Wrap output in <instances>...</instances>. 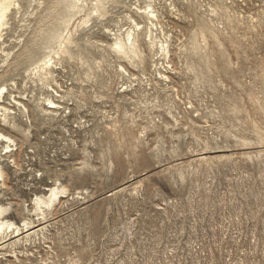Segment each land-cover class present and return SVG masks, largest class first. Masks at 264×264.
Masks as SVG:
<instances>
[{
    "label": "rangeland",
    "instance_id": "obj_1",
    "mask_svg": "<svg viewBox=\"0 0 264 264\" xmlns=\"http://www.w3.org/2000/svg\"><path fill=\"white\" fill-rule=\"evenodd\" d=\"M15 1L0 264H264V0Z\"/></svg>",
    "mask_w": 264,
    "mask_h": 264
},
{
    "label": "bare ground",
    "instance_id": "obj_2",
    "mask_svg": "<svg viewBox=\"0 0 264 264\" xmlns=\"http://www.w3.org/2000/svg\"><path fill=\"white\" fill-rule=\"evenodd\" d=\"M14 4H17L16 3V1L15 0H0V25H1V23L3 22V18L5 17V15H6V13H7V11L10 9L9 7L11 6V5H14ZM16 6H18V5H16ZM2 21V22H1ZM5 27V26H4ZM132 39V34L131 33H127V39L126 40H131ZM116 44V47H118V48H122V45H121V42H116L115 43ZM2 89H4V88H0V103H1V92H2ZM50 104L52 105L53 103L52 102H50ZM5 109L6 110V108L4 107V106H2V105H0V109ZM7 112V111H6ZM1 139H4L5 141H9V140H11L9 137H7L6 135H4V134H2L1 132H0V140ZM10 142V141H9ZM1 176H3L2 175V171H1V169H0V177ZM2 178V177H1ZM50 192H51V195L49 196V198H36L35 199V205H36V207L38 206V208L41 206V205H49V204H51V202L53 201V199L59 194V193H61V192H63V191H59L58 189H56V188H52L51 190H50ZM40 205V206H39ZM43 207V206H42ZM3 210L0 208V213L2 212ZM1 218V217H0ZM12 228L13 227V224L11 223V222H6V221H1L0 220V232L3 230V228ZM14 230H13V232H12V235L13 236H17L18 235V232H19V229H18V227H14L13 228ZM12 231V230H11Z\"/></svg>",
    "mask_w": 264,
    "mask_h": 264
}]
</instances>
